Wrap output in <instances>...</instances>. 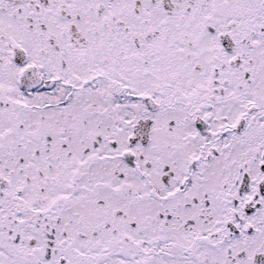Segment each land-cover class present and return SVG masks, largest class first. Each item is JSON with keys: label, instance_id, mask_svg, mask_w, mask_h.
<instances>
[{"label": "snow or ice", "instance_id": "1", "mask_svg": "<svg viewBox=\"0 0 264 264\" xmlns=\"http://www.w3.org/2000/svg\"><path fill=\"white\" fill-rule=\"evenodd\" d=\"M0 264H264V0H0Z\"/></svg>", "mask_w": 264, "mask_h": 264}]
</instances>
